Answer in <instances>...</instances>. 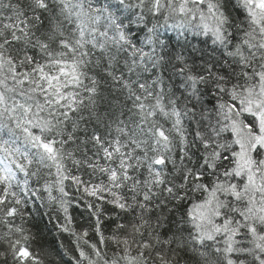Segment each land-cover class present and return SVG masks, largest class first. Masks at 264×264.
Returning a JSON list of instances; mask_svg holds the SVG:
<instances>
[{"label":"snow or ice","instance_id":"obj_1","mask_svg":"<svg viewBox=\"0 0 264 264\" xmlns=\"http://www.w3.org/2000/svg\"><path fill=\"white\" fill-rule=\"evenodd\" d=\"M0 264H264V0H0Z\"/></svg>","mask_w":264,"mask_h":264},{"label":"trees","instance_id":"obj_2","mask_svg":"<svg viewBox=\"0 0 264 264\" xmlns=\"http://www.w3.org/2000/svg\"><path fill=\"white\" fill-rule=\"evenodd\" d=\"M51 225H49L50 227ZM35 231V230H34ZM41 231L43 233L42 237L39 239V241L33 245L34 250H39V251H44L48 244L52 241L53 239V234L49 233L47 231H44L43 224L41 225ZM65 243H68V240L65 239Z\"/></svg>","mask_w":264,"mask_h":264}]
</instances>
